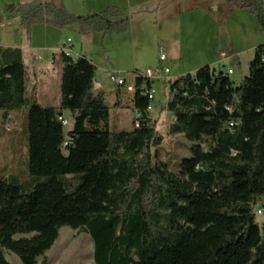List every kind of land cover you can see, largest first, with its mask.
I'll list each match as a JSON object with an SVG mask.
<instances>
[{"label": "trees", "instance_id": "1", "mask_svg": "<svg viewBox=\"0 0 264 264\" xmlns=\"http://www.w3.org/2000/svg\"><path fill=\"white\" fill-rule=\"evenodd\" d=\"M225 1L249 11L264 33V0ZM16 11L24 27H76L84 37L124 34L131 25L115 6L77 16L64 0H33ZM61 55V103L45 108L37 84L27 97L22 50H0V110L31 104L34 180L28 195L10 183L13 177L0 180V264H11L6 252L21 264H48L40 259L65 227L91 237L94 264H264V45L240 83L209 66L166 83L169 135L193 144L179 173L157 151L164 139L148 110L153 81L136 79L139 124L120 131L94 89L96 66L86 55ZM64 111L73 117L68 133L59 120Z\"/></svg>", "mask_w": 264, "mask_h": 264}, {"label": "rangeland", "instance_id": "2", "mask_svg": "<svg viewBox=\"0 0 264 264\" xmlns=\"http://www.w3.org/2000/svg\"><path fill=\"white\" fill-rule=\"evenodd\" d=\"M27 1L0 0V50L28 47L31 42L37 46L51 45L57 61V71L51 73L54 76L51 94L45 90L46 79H40L37 84L30 72L26 77L27 97L37 84V101L45 108L60 105V41L69 37L76 48L83 46L92 63L98 66L96 77L103 73V69L113 75L120 73L123 78L135 71L143 72L158 67L169 69L171 73L167 78L152 84L155 98L150 116L164 139L157 148L159 156L173 173H179L182 161L191 158L193 144L184 135H169L173 118L165 110L170 97L166 83L193 74L206 66L216 73H228L231 69L233 74L230 80L240 83L247 76L255 49L264 45V33L255 17L247 10L230 8L225 0H64L66 8L77 16L99 13L108 6H115L131 19L127 33H95L88 38L83 37L84 41L72 29L55 30L47 35L45 25L24 27L16 10ZM8 7L15 8V11H7ZM38 53L46 56L42 50ZM161 54L166 55L165 62H160ZM222 54H226L229 59L223 60ZM105 57H109V60ZM24 63L31 67L28 54L25 55ZM106 81L115 89L109 76ZM106 103L114 112V102L107 100ZM30 106L28 102L21 109L0 110V180L13 177L15 180L10 183L20 187L25 195L30 194L34 182L29 173L27 155V115ZM7 116L11 118L7 119ZM64 116L70 122L65 129L68 133L73 128V117L69 111H64ZM135 117L132 111L123 112L118 122L113 120L114 128L131 131ZM39 181L44 183L47 179L40 178ZM256 218L262 223L263 214L259 208L256 209ZM93 253V242L88 234L65 227L60 231V237L53 248L40 261L46 259L48 264H94ZM6 257L11 264H21L10 252H6Z\"/></svg>", "mask_w": 264, "mask_h": 264}, {"label": "crops", "instance_id": "3", "mask_svg": "<svg viewBox=\"0 0 264 264\" xmlns=\"http://www.w3.org/2000/svg\"><path fill=\"white\" fill-rule=\"evenodd\" d=\"M32 1L33 0H28L27 3H30ZM44 1H49V0H44ZM69 29H72L73 33L78 32V29L76 27L75 28L72 27ZM55 30H57V29L51 28L49 26H45V33L47 35L49 32L55 31ZM83 37L84 36L79 35V39L81 41H84ZM84 38H88V37H84ZM68 39H70L72 41L71 37H69ZM68 39L60 41V45H63ZM72 44H73V41H72ZM60 45H58V46H60ZM20 49L22 50V53H23V60L25 59V55H27V54L31 58V67H29L27 64H25V65L29 68V72H30V75L33 78V80L38 84V81L40 79L42 81L43 80L45 81V79H46L45 90L47 93L51 94V89H52V85H53L52 78L54 77V76H52V74L56 73V71H57V68H56L57 61H56L54 53L51 51L52 50L51 45L45 44L44 46H37V45H35V43L31 42L28 47H21ZM40 50L44 51V53H46V56L43 57V56L39 55L38 52ZM73 51L76 54L87 55V53L85 52V48L83 46L80 48H76V46L73 44ZM87 57L90 59V57L88 55H87ZM105 58H106V60H109V57H105ZM96 68H98L97 65H96ZM34 71H35L36 75L34 74ZM52 71H54V72H52ZM62 71H63V63L61 66V73H62ZM102 71H103V73L98 77H96V74H95L94 89L96 92L104 94L106 101L111 100L112 102H114L116 109L114 112L111 111V120H110L111 126L114 128L113 120L118 122L120 120V115L123 112L127 113V111H132L133 116L135 115V111H134L135 90L132 88L133 80L128 75L126 88H118L117 86H115V89H112L111 86H109V82L106 81V77H108L111 74V72L108 70H104V69ZM170 73L171 72L169 71V74ZM128 87H130L131 90L128 89ZM60 103H61V97H60ZM10 118H11L10 116H7V119H10ZM65 118L67 119V117H65ZM151 119H152V121H154L152 116H151ZM8 178H11V176Z\"/></svg>", "mask_w": 264, "mask_h": 264}, {"label": "built area", "instance_id": "4", "mask_svg": "<svg viewBox=\"0 0 264 264\" xmlns=\"http://www.w3.org/2000/svg\"><path fill=\"white\" fill-rule=\"evenodd\" d=\"M60 53L61 54H65L66 56L72 57L74 59L79 58L80 56H83L85 54H76L73 51V44L72 41L70 39H68L62 46L60 49ZM87 56V55H86ZM223 60L225 59H229V57L226 56V54H222ZM167 60V57L165 54H161L160 56V62H165ZM169 74V69L164 68V67H158L157 69H148L146 71L140 72V71H135L131 74H129V76L132 78L133 80V86L132 88L135 90L134 85H135V81L138 78H142V79H147L150 81H159V80H163L165 78H167V75ZM228 74L231 75L233 74V70H229ZM111 82L117 86V87H121V88H126L127 87V78H123L119 73L117 74H110L109 75ZM128 89L131 90L130 87H128ZM148 98L151 101V105L149 106V112H151L153 110L152 107V102L154 101L155 98V90L151 89L148 91ZM227 110H231L230 108H227ZM135 121L134 124L135 126H138V119H139V115L135 114ZM59 120L61 121L62 125L64 127H68L70 125V122L68 121V119H66L65 117H59ZM233 126V125H232ZM67 145V144H65Z\"/></svg>", "mask_w": 264, "mask_h": 264}]
</instances>
